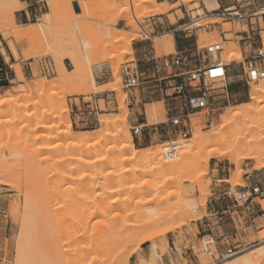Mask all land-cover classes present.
Wrapping results in <instances>:
<instances>
[{"label": "rangeland", "instance_id": "374dc122", "mask_svg": "<svg viewBox=\"0 0 264 264\" xmlns=\"http://www.w3.org/2000/svg\"><path fill=\"white\" fill-rule=\"evenodd\" d=\"M28 1L20 0L21 5L17 7L15 17H9L2 6L6 3L12 5L14 0H0V57L16 63L17 73L13 84L0 86L1 95L7 97L16 94L19 85L29 86L32 91L34 83H44L46 86L41 92L34 91L37 96L33 95L32 98L26 99L23 96L15 101L16 104H0V264H126L128 259L129 264H222L261 245V240H264V198H257L253 203L255 220L247 221L244 219L245 214H239L236 224L229 220L224 225L223 231L233 236L226 238V234L221 236L222 232L216 231L215 243L209 246V253L202 251V236L199 235L197 223L207 215L210 206L222 210L229 193L236 194L249 186V183L261 181L264 186V99L257 106L252 100L255 98L254 92L264 80L247 85L232 77L231 88L236 84L241 85L242 91L235 92L232 104L212 120H209L205 112L194 115L186 140L165 131L156 133L152 126L166 121L164 102L153 100L141 103L138 90L127 94L123 87L122 70L124 66L137 62L134 45L141 40L138 23L143 24L145 18L152 17L154 22L162 24L166 29L175 27L179 19L183 18L179 10L180 3L167 4L160 0H95L92 9L84 12L78 0H40L42 3L39 9L30 7ZM223 1L225 5L233 3V0ZM69 2L76 6L75 16ZM183 2L189 10L194 11V16L203 15L206 9L209 12L220 9L216 0ZM110 6L116 9L110 10ZM122 8L128 11V15ZM35 10L37 17L34 16ZM39 22H44V27H39ZM207 23L217 26L212 31L199 29L200 46L222 45L221 60L223 58L222 62L230 65L231 70L247 65L249 50L243 47L239 37V32L247 30L246 24L225 22L217 18L205 20L201 24ZM149 30L152 32L151 28ZM173 39L170 34L156 35L153 39L155 53L152 56L175 54ZM262 41L261 45L264 46V29ZM238 51L241 60L234 58L233 61H224L233 54L238 58ZM235 62L241 65H232ZM103 66L111 71L112 80L98 86L95 75ZM108 91H115L116 96L109 104L101 100L104 111L99 121L88 127L76 124L74 113L75 104H79L78 99L85 96L86 101H90L91 95L102 99V94ZM29 99L31 105L29 103L27 106ZM253 105L256 107L255 112L235 122V125L239 123L237 125L243 126L247 140V145L234 155L240 159L238 165L235 160L216 153L222 152L225 146L218 142L206 145L205 140L213 132L227 130H222V127L227 126L229 129L227 123L222 126L221 115ZM61 106L66 107L68 123L75 133L97 136L105 131L115 135L125 119L123 127H127L131 134L136 151L164 152L163 146H169L171 141H175L180 148L179 155L188 152L190 158L183 172L181 169V173L169 175L162 170L158 172L156 169L155 172L152 163H145L144 166L151 168L147 167L145 171L149 174L132 172L128 175L131 178L130 187L133 185L135 191L129 189V186L120 188L123 185L121 176L114 177L115 182H112L113 179L109 181L105 176L108 171L99 173L100 169L80 165V161L77 162L81 159L78 152L71 150L65 140L62 141L59 136L53 137V140L45 138L47 129L34 131L32 126L42 119H50L49 116L52 125L55 111ZM150 110H156V114L150 116ZM107 119L118 124L106 130L103 122ZM137 122H148L150 126L139 139L132 129ZM198 135L202 143L195 144L193 141ZM248 138H254L259 143ZM248 140L256 147L252 143L248 145ZM117 144L112 142L109 147ZM101 152L92 158L86 157L85 161L98 159L104 153ZM137 164L132 162L130 165L134 168ZM240 171L243 176L238 179ZM142 196L146 201L137 204ZM147 197L150 200L148 202ZM147 207H153L156 215L158 213L162 219L158 221L159 215L156 221L155 217H143L141 214L147 211ZM155 222H159L157 227ZM108 233L111 235L108 248L102 243L104 249L99 250L96 243L110 236ZM131 233L133 240L127 242V236ZM147 236L155 238L146 241ZM207 241H211V238H206ZM193 248L198 257L193 255Z\"/></svg>", "mask_w": 264, "mask_h": 264}, {"label": "built area", "instance_id": "2783aa9c", "mask_svg": "<svg viewBox=\"0 0 264 264\" xmlns=\"http://www.w3.org/2000/svg\"><path fill=\"white\" fill-rule=\"evenodd\" d=\"M161 3L177 4L180 3L179 10L183 18L177 26L172 29H162V35H181L186 40L193 43L175 54L170 56L156 57L152 56L141 63L145 65L154 64L156 75L148 74V69H141L139 63L123 67V87L129 94L133 91H139V100L141 103L148 101L161 100L170 102L165 105L166 121L156 123L152 130L156 133L167 132L169 135H177L186 140L189 138V128L191 127V118L201 112H205L209 120H212L216 114L232 104L230 93V79L235 77L237 81L247 85L258 83L264 80V46L261 45L262 32L264 29V6H258V0H233V3L214 10L194 16V11L189 10L183 0H160ZM40 0H29L27 4L30 7L39 9ZM220 11V12H219ZM37 13V10H35ZM217 18L225 22L245 23L247 30L239 32L243 47H248L247 65L243 67L230 69V65L221 60L223 46L220 44L201 47L199 43V29L212 31L217 24H201L203 21ZM137 20V19H136ZM138 21V20H137ZM140 27L139 42H149L154 46L153 39L156 38L154 30V19L148 17L144 23H138ZM152 29V32L149 30ZM224 33V32H223ZM239 42V43H240ZM214 53L218 54L216 58ZM208 58H206V56ZM15 64L6 61L0 57V86H9L17 79ZM232 65H241L235 62ZM131 66H133L131 68ZM102 99L96 95H91L90 101L86 97L79 98V104H75L74 118L76 124L84 127L93 126L99 121L103 113L101 100L109 104L112 98L116 96L115 91H108L102 94ZM115 99V98H114ZM148 122L136 123L132 129L135 137L138 139L147 129ZM179 145L171 141L168 146L169 155L174 158L179 157ZM264 179V172L262 173ZM264 198V186L261 181L255 184H249L242 191L227 196L229 203L222 209L217 210L210 206L207 215L198 220L197 227L202 242V251L209 253V246L215 243L214 234L216 231L222 232L221 236L229 238L230 236L223 231V227L230 220L236 224L237 215L245 214L247 221H253L256 218L255 199ZM204 234V235H202ZM206 238L211 241L205 242ZM193 255L197 256V251L192 249Z\"/></svg>", "mask_w": 264, "mask_h": 264}, {"label": "bare ground", "instance_id": "6f19581e", "mask_svg": "<svg viewBox=\"0 0 264 264\" xmlns=\"http://www.w3.org/2000/svg\"><path fill=\"white\" fill-rule=\"evenodd\" d=\"M5 1H7V0H5ZM78 1H80V4H81V6H82V8H83V11L84 12H88V11H90L91 9H92V7L94 6V3L96 2L95 0L93 1H86V0H78ZM5 3V2H4ZM13 3V2H12ZM70 3V2H69ZM21 5V2H20V0H14V4H12V5H10V3L9 4H4V6H2L3 8H5L4 10H6V14H8L9 15V17H15V13H16V11H17V7H19ZM116 9V7L115 6H110V10H115ZM70 10H71V12H72V14L75 16L76 15V13H75V11H74V9H73V5L70 3ZM124 13H127L126 15H128V11L126 10V9H124V8H122L121 9ZM121 11V12H122ZM48 16H50V15H48ZM38 25H39V27H44V25H45V23L44 22H39V23H37ZM32 25V24H31ZM30 25V26H31ZM27 28V27H26ZM30 28V27H29ZM42 29V28H41ZM28 31V30H27ZM26 31V32H27ZM24 32V31H23ZM27 33H29V32H27ZM31 34V33H30ZM1 35V34H0ZM24 35V34H23ZM26 36H29V35H26ZM30 37V36H29ZM32 37V36H31ZM174 40V39H173ZM174 43V42H173ZM174 45V49L176 48L175 47V44H173ZM239 52V51H238ZM217 54V53H216ZM216 54H215V56H216ZM234 55V54H233ZM233 55H229L230 57H228L227 59L225 58L224 59V61L225 62H227V61H233L234 60V58L235 59H239V60H241L242 59V56H241V53L239 52L238 53V58H237V56L235 57V56H233ZM222 60H223V58H222ZM64 71L65 72H67L66 71V69H65V67H64ZM92 74H93V72H92ZM21 78H23V77H21ZM23 81H24V79H23ZM33 86V85H32ZM29 87V86H28ZM27 86H25V85H19L18 87H17V89H16V91H15V93L16 94H13V95H9V96H7V97H3V95H1V93H0V104H2L1 106H6V105H8L9 103H15V101H18V99H20L21 97H27L26 99H28V97H31L32 98V96L33 95H35V96H37V94H34V91H36L35 93H38L37 91H40L41 92V90H44L45 88H46V86H45V84L44 83H34V91H32L31 90V88L29 87L28 88ZM39 92V94L41 95V93ZM254 95H255V98H252V100H253V104H256V106L258 105V103L260 104L261 103V101L264 99V82L262 83V85L259 87V89H257L255 92H254ZM39 96V95H38ZM35 98V97H34ZM36 100V99H35ZM28 101V100H27ZM31 101H30V99H29V102H27V106H29V103H30ZM35 102V101H34ZM263 102V101H262ZM16 104V103H15ZM33 104V103H32ZM36 104V103H35ZM34 104V105H35ZM30 105H31V103H30ZM13 106V105H12ZM5 108V107H4ZM7 108H8V106H7ZM15 108V107H14ZM26 108V107H25ZM66 107H62L61 106V108H59V109H57L58 111H55L56 113V116H53V123H52V125L50 124L51 122H50V120H51V117L49 116L48 118H50V119H42V120H40V121H37V123L34 125V126H32L33 127V129H34V131H41V130H44L45 131V129H47V131H48V134H46L45 135V138H49V139H52L53 140V137H55V136H59L61 139H62V141L63 140H65V142H67V145H68V147L71 149V150H73V151H75L76 150V152L75 153H77L78 152V156H79V158H81L80 160H78V159H76V160H78L77 162H79L80 161V165H82L83 167H94V168H96V170H99V173L100 172H105V171H108V173H107V175L105 174V176H107L106 178H109L108 180L110 181V179H113L112 180V182L114 181V177H118V176H121V181L123 182V185H118V187L120 186V188H122V186H129V189H131V190H134L135 191V187L133 186V185H131V187H130V179L131 178H129L128 177V175L129 174H131L132 172H136V174H139L140 175V173H150V172H145V171H147L146 169H147V167L148 166H144V164L145 163H152L153 164V166L152 167H154L155 169H154V171L157 169V171L158 170H162V172H165V173H168V175L170 174V173H177V172H180L181 173V169H182V172H183V167L185 168V164H186V162H188V158H190V153H183L180 157H178V158H174L173 156H171V155H169V152H168V146H166V145H164L163 146V149H164V152H163V150H159V151H150V152H144V151H136L135 149H134V146H133V143H132V136H131V134L129 133V131H128V129H127V127L125 128V127H123L124 125H125V122H126V120L125 119H123L122 120V122H124V124H123V126H122V128L121 127H115V128H117V132H116V134L115 135H109V134H107V133H105V131H103L102 133H100V134H98L97 136H94V135H92V136H90V135H88V133H87V135H81V133L80 134H78V133H75L74 131H73V129H72V127L70 126V124L68 123V117H67V111H66V109H65ZM162 108V107H161ZM255 108L256 107H254V105L253 106H246V107H243L242 109H240V110H237V111H235V112H233V113H225V114H223V115H221V123H222V126H223V124H224V126H226L225 124L227 123V125H233L232 123H234V126H229V129L227 128V126L226 127H222V130H224V129H227V130H224V131H221V129H220V133H218V132H213V134H211V135H209V137L207 138V140H205L206 141V145L207 144H209V143H212V142H218V144H222L223 146H225V148H224V150L222 151V152H216L217 154H219V155H221V156H223V157H229L230 159H232V160H235V162H236V164H238L239 165V160L240 159H237V158H235L234 157V155H235V153H236V151L237 150H240V148H243L244 146H246L247 145V140H246V138L244 137V128H242V127H240L239 125H237V124H239V123H237L236 125L237 126H239V127H236V125H235V122H237V120H239L240 118L242 119L244 116H247L248 114H252V112H255ZM18 109V108H17ZM21 109H23V108H21ZM20 109V110H21ZM157 110V109H156ZM156 110H150L149 111V115L151 116V115H153L154 113H155V111ZM161 110V109H160ZM11 111V110H10ZM22 111V110H21ZM50 111H52V110H50ZM49 112V111H48ZM160 112V111H159ZM159 112H157V113H159ZM44 113H45V111H44ZM52 113V112H51ZM25 114V113H24ZM54 114V115H55ZM125 114V113H124ZM156 114V113H155ZM17 115V114H16ZM20 115H21V112H20ZM20 115H19V117H20ZM26 115V114H25ZM44 115V114H43ZM51 115V114H50ZM21 116H23V115H21ZM32 116H33V113H32ZM31 116V117H32ZM48 116V115H47ZM18 117V118H19ZM27 117H28V115H27ZM29 117H30V115H29ZM30 117V118H31ZM43 117H45V116H43ZM23 118V117H22ZM47 118V117H46ZM125 118V117H124ZM240 119V120H241ZM32 120V119H31ZM48 120V121H47ZM2 124V123H1ZM28 124V123H27ZM27 124H26V128H28V126H27ZM50 124V125H49ZM103 124H104V127H105V129L106 130H110L111 128H112V126H115V124H118V122H116V123H113L111 120H109V119H107L105 122H103ZM151 124V123H150ZM245 124V123H244ZM243 124V125H244ZM9 126H11V125H9ZM49 126V127H48ZM118 126V125H117ZM247 127V126H246ZM25 128V129H26ZM25 129H23V130H25ZM29 129H30V127H29ZM246 129V128H245ZM248 129V128H247ZM21 130V129H20ZM22 130V131H23ZM116 130V129H115ZM216 131V130H215ZM217 131H219L218 129H217ZM228 131V132H227ZM222 132V133H221ZM30 133H32L31 131H30ZM35 133H37V132H35ZM44 133V132H43ZM247 133V132H246ZM41 135H43V134H41ZM246 135H248V134H245V136ZM40 136V135H39ZM248 137V136H247ZM44 138V137H43ZM263 137H261V139H262ZM39 139H41V138H39ZM55 139V138H54ZM195 139L196 140H194L193 142L195 143V144H199V142H200V140H201V137L198 135L197 136V138L195 137ZM203 140H204V138H202ZM249 140H254V138L253 139H250V138H248ZM45 140V139H44ZM48 140V139H47ZM248 140V143L250 142ZM259 140H260V137H259ZM202 141V140H201ZM250 142L248 145H251V143H252V145H253V142L255 141H253V142ZM256 141H258V140H256ZM255 141V142H256ZM112 142H117L118 144L116 145V146H112V147H109V145L112 143ZM49 143H51L50 141H49ZM200 143H202V142H200ZM258 143H259V141H258ZM256 144H257V142H256ZM203 145H204V143H203ZM50 146V145H49ZM53 146V145H52ZM111 146V145H110ZM253 146H255L256 147V145H253ZM63 147V146H62ZM107 147H109L108 149H107ZM40 148V147H39ZM42 148V147H41ZM48 149H51V148H49V147H47ZM187 148H189V145H188V147ZM58 149V148H57ZM69 149V150H70ZM107 150L106 152H104V150ZM104 152V153H102V152ZM50 152H51V150H50ZM59 152V151H58ZM99 152H101L102 153V155L100 156V157H98V159L97 158H95V160H93V161H85V158L87 157V158H92V157H94L93 155L94 154H98ZM38 154V153H37ZM74 155V154H73ZM74 156H76V155H74ZM73 157V156H72ZM67 158H68V156H67ZM91 160V159H90ZM70 161V160H69ZM71 162V161H70ZM132 162H133V164H137L136 165V167H134V168H132L133 167V165L131 166L130 164H132ZM134 162H136V163H134ZM66 163V162H65ZM148 165V164H147ZM67 166V165H66ZM79 166V165H78ZM82 166H81V168H82ZM131 166V167H130ZM150 167H148V169H149ZM151 169V168H150ZM71 170V169H70ZM95 170V171H96ZM151 172H152V170H150ZM157 171H155V172H157ZM159 172V171H158ZM96 173V172H95ZM161 173V172H160ZM179 173V174H180ZM103 174V173H102ZM135 174V173H134ZM178 174V175H179ZM238 174H239V177H238ZM237 174V178L238 179H240L242 176H243V173L240 171V173H238ZM67 175V174H66ZM63 176V175H62ZM65 176V175H64ZM104 176V177H105ZM165 176V175H164ZM175 176H177V175H175ZM99 177V176H98ZM168 177V176H167ZM173 177V176H172ZM63 178V177H62ZM103 178V177H102ZM117 179V178H116ZM115 179V180H116ZM119 179V178H118ZM167 179H169V178H167ZM177 179V178H176ZM170 180V179H169ZM173 180H175L174 178H173ZM107 181V180H106ZM168 181V180H167ZM170 181H172V180H170ZM111 182V183H112ZM115 182V181H114ZM122 182H121V184H122ZM173 183H174V181H172ZM176 182V181H175ZM131 183H133V182H131ZM159 183V182H158ZM161 183V182H160ZM93 184H91V186H92ZM113 185H114V183H113ZM160 185V184H159ZM157 186V185H156ZM118 187H117V189H118ZM146 188H147V186H145ZM91 188V187H90ZM113 188V187H112ZM115 188H116V186H115ZM125 188V187H124ZM161 188H162V186H161ZM85 189V188H84ZM114 189V188H113ZM144 189V187L141 189V192H142V190ZM157 189V188H156ZM125 190V189H124ZM127 190H128V188H127ZM109 191V190H108ZM136 191H140V190H138V189H136ZM111 192H112V190H111ZM144 192V191H143ZM172 192V191H171ZM170 192V193H171ZM129 193V192H128ZM139 193V192H138ZM157 193V192H156ZM160 193V192H159ZM169 193V192H168ZM169 193V194H170ZM127 194V193H126ZM142 194V193H141ZM145 194V193H144ZM148 194V193H147ZM168 194V195H169ZM82 195V194H81ZM89 195V194H88ZM157 195H158V193H157ZM171 195L173 196V194L171 193ZM171 195H169V196H171ZM103 196V195H102ZM141 196V195H140ZM155 196V195H154ZM144 196H142V198L140 197L139 198V200H138V203L137 204H142L144 201H146L145 199V197L143 198ZM155 197H158V196H155ZM160 197V196H159ZM82 198V197H81ZM150 198V197H149ZM99 199V198H98ZM101 199V198H100ZM157 200H159L158 198H156ZM155 199V200H156ZM148 197H147V202H148ZM154 200V199H153ZM154 200V201H155ZM100 201V200H99ZM150 201V200H149ZM152 201V200H151ZM116 202H119L118 200L116 201ZM123 202V201H122ZM130 202V201H129ZM157 202V201H156ZM160 202V201H159ZM120 203H121V201H120ZM126 203V202H125ZM161 203V202H160ZM129 204V203H128ZM144 204V203H143ZM126 205V204H125ZM186 206H188V205H186ZM108 207V206H107ZM105 208V207H104ZM146 208V207H145ZM144 208V211L146 210ZM184 208H185V206H184ZM184 208H182V211H184ZM189 208V207H188ZM122 209V208H121ZM154 208L152 207V208H150V209H148V207H147V211L143 214H141V215H143V217L145 216V217H149V218H153V217H155L154 218V220L156 219V217H157V215H159L158 213H157V215H156V211L155 210H153ZM192 210V209H191ZM194 210V209H193ZM101 211V210H100ZM143 211V210H142ZM141 211V212H142ZM197 211V210H196ZM195 211V212H196ZM128 212V211H127ZM184 212H186V211H184ZM193 212V211H192ZM129 215V214H128ZM140 215V216H141ZM117 216V215H116ZM159 219H162L161 218V216L159 215L158 216V221H159ZM27 221V220H26ZM153 221V220H152ZM156 221V220H155ZM150 222V221H149ZM148 222V223H149ZM154 222V221H153ZM145 223V222H144ZM157 223H159V222H157ZM156 222H155V224H157ZM143 224V223H142ZM147 223H145V225H146ZM151 224V223H150ZM144 225V224H143ZM151 225H153V224H151ZM150 225V226H151ZM128 226V225H127ZM158 226V224L155 226V227H157ZM148 227V226H147ZM126 228V227H125ZM130 228V227H129ZM138 228V227H137ZM145 228H146V226H145ZM154 228V227H153ZM140 229H142V225H141V228ZM146 229H148V228H146ZM128 231V230H127ZM131 231V230H130ZM133 231V230H132ZM142 231V230H141ZM129 232V231H128ZM135 232V231H134ZM137 232H139V231H137ZM136 232V233H137ZM121 233V232H120ZM109 234V233H108ZM115 234V233H114ZM118 234H119V232H118ZM110 235V234H109ZM129 235V234H128ZM131 235H133V233H131L129 236H127V234H126V236H127V242L129 241H131ZM136 235V234H135ZM151 235H153V234H151ZM150 235V236H151ZM126 236H125V239H126ZM148 237V238H146V241H148V240H153L155 237ZM105 237V236H104ZM109 237L111 238V235L110 236H106V238L104 239V238H102V239H100L101 237H99L98 239H100L102 242L101 243H99V244H97L96 243V246L98 247V249L99 250H101L100 248H102V249H104V247L103 246H105V245H107L108 244V242H110V240L108 241V239H109ZM119 237V236H118ZM134 237V236H133ZM103 239L105 240V241H103ZM112 240H113V238H112ZM133 240V239H132ZM98 241V240H97ZM126 241V240H125ZM145 241V240H144ZM104 242H106V243H104ZM113 242V241H112ZM102 243H103V246H102ZM141 243H142V241H141ZM261 245H259L258 247H256V248H254V249H252V250H250V251H247V252H245V253H242V254H240V255H238V256H236V257H233V258H231V259H229V260H226L225 262H223L222 264H264V240H261ZM110 244V243H109ZM127 244V243H126ZM106 247V246H105ZM96 248V247H95ZM107 248H108V245H107ZM97 249V248H96ZM126 264H129V259L126 261ZM207 264V263H206Z\"/></svg>", "mask_w": 264, "mask_h": 264}, {"label": "crops", "instance_id": "0c3cea01", "mask_svg": "<svg viewBox=\"0 0 264 264\" xmlns=\"http://www.w3.org/2000/svg\"><path fill=\"white\" fill-rule=\"evenodd\" d=\"M216 3L218 4L219 8L227 5V4L225 5V3H224L223 0H216ZM258 6H264V0H258ZM73 9H74V11L76 13V6H75V4H73ZM34 16L35 17L38 16L36 14V12H35V15ZM179 22H180V19H179ZM172 28H169V29H172ZM162 29H166V28L162 24H157L156 22H154L155 35H160L162 33ZM173 42L175 44L176 51L177 50H181L184 47H187V46H189V45H191L193 43V41L186 40L181 35H175ZM153 49H155V45L152 46V44L149 43V42H137L134 45V50L136 52V58H137V62L139 63V67L141 69H145V68L148 69V74L155 76L156 73H157V71L153 67L154 64H149V65L140 64L142 61H145L146 59H149V57H152V55H154L155 51ZM95 80H96V84L98 86H103V85L108 84L112 80L111 71L109 69H107L106 66H103L101 68L100 72H96ZM229 83H230L229 89H230L231 97H232V100H233V94L235 92L236 93H239V92L242 91L241 90V85H237L236 84V86H234L233 88H231V82H229ZM169 104H170V102H165V105L167 107L169 106ZM249 184H253V183H249ZM228 203H229V200L226 198V205Z\"/></svg>", "mask_w": 264, "mask_h": 264}]
</instances>
